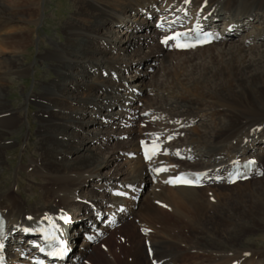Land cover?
<instances>
[{
	"label": "bare ground",
	"instance_id": "6f19581e",
	"mask_svg": "<svg viewBox=\"0 0 264 264\" xmlns=\"http://www.w3.org/2000/svg\"><path fill=\"white\" fill-rule=\"evenodd\" d=\"M73 1L78 13L62 28L64 42L47 38L49 49L40 51L39 45L45 42L36 29L44 21L49 2L0 0V170L6 150L13 145L7 138L20 131L24 118L28 123L23 107L10 109L4 95L12 80L34 71L22 62L29 45L36 44L38 61L45 62L55 75L53 81L40 85V94L26 93L23 99L24 104L34 100L39 107L38 140L29 164L17 166L14 177L21 181L19 173L23 172L29 180L37 179L40 193L34 204L27 205L32 190L25 202L17 182L19 197L0 191V212L7 220L6 243L19 248L23 228L41 223L65 236L67 229L94 220V209L103 214L113 206L127 211L119 218L122 227L130 221L138 224L127 226L131 231L125 232L124 243L128 245L122 249L133 256L136 253L141 262L150 264L144 245L148 240L152 260L170 264L178 245L169 247L157 236V227L169 225L186 254L197 258L191 264H264L263 252L258 253L264 247L239 245L236 241L243 229L235 218L208 203L213 199L230 203L224 195L228 192L236 205L246 209L248 192L257 194L264 206V0ZM171 14V20L178 23L189 19L190 24L219 29L222 42L187 52L161 49L152 23L158 19L169 23ZM145 112L149 115L144 116ZM158 129L183 134L173 145L192 156V161L177 162L184 170L210 176L221 172L224 165L253 158L263 175L233 186L215 184L201 189L169 188L157 182L142 208V193L137 202L115 198L112 192L118 184H149L147 165L127 155L137 150L144 132ZM164 160L156 157L149 165ZM210 211L220 215L215 222L205 215ZM190 214L198 217L201 228L196 230L188 219ZM134 227L145 236L135 237ZM73 237L68 239L72 247L77 240ZM187 237L197 241L185 243ZM261 238L264 241V233ZM105 242L107 238L100 245ZM80 247L66 264L86 261L93 247L83 242ZM77 256L82 262H75Z\"/></svg>",
	"mask_w": 264,
	"mask_h": 264
},
{
	"label": "rangeland",
	"instance_id": "374dc122",
	"mask_svg": "<svg viewBox=\"0 0 264 264\" xmlns=\"http://www.w3.org/2000/svg\"><path fill=\"white\" fill-rule=\"evenodd\" d=\"M47 2H49V3H46V11H45L44 21L36 29L39 37L44 38L43 41L45 42L44 45H39L41 48L40 51H44L45 49H49L47 38H50V39L56 41L57 43H63L64 42V36L62 35V28H63V26H65L66 23H68L69 20L72 19L71 16H73L75 13H78L77 8L75 7L73 0H47ZM31 39L35 40L36 35L35 34L31 35ZM34 44L35 43H32L31 45L28 46V48L25 51L26 53L23 55V58H22V62L26 65H31L32 69L34 71L31 72V74L28 75L27 77L21 78L20 80H12L11 83L6 88V92L4 95L6 105L10 109L11 108L12 109H18L19 107H23L22 113L27 118L28 123H26L27 121L24 118L22 128L20 129V131L17 134L7 138L8 140L13 142V145L11 148L6 150V152L4 154V156L6 158L5 159L6 162L4 164L3 169L0 170V191L7 192V193H9L10 196L14 195V196L19 197V195L16 194L17 193L16 188H17V183H18V184H20L19 188H18V191L20 193V198L26 202L25 199H27V195H29L28 192H29V190H32V193L30 194V197L32 198V200L26 202L27 205H32V204H34V201H37L39 199L38 196H39L40 192L37 189L39 187L40 181L38 183L37 179L36 180H34V179L29 180L27 178L28 175H26V173H23V172L19 173L20 177L22 176L21 181H18V180L15 181L14 176H15V170H16L17 166L19 167L20 164H24L27 167V165L29 164V160L32 159V157L34 156V152L37 148L36 147L37 146V140H38L37 131L39 128L37 118H38V114H39V107L37 106V103H35L34 100L31 101V103L26 105L23 103V99H24L26 93L29 94V93L33 92L34 95L40 94V91H39L40 85L43 83H49L55 79V75L52 72L48 71L46 63L38 61V59H37L38 50H37L36 44L35 45ZM140 71L144 72V68H142ZM126 73L128 75H130L132 72L127 71ZM114 157L120 158L118 155H114ZM235 186L232 187L231 189H234ZM151 188L152 187H150V189ZM148 189L149 188L147 187L144 190V193H143L144 195L141 196L142 199L140 200V205H139L140 207L139 208H142V207H144V205L148 204V202H146V197L148 195V192L150 191ZM158 192H159V189L155 188L154 193H158ZM246 194H248L247 195L248 201L245 204L246 209L244 208V206H242V204L236 205V202L231 198V196L228 192L224 195H226V197H228L231 200L230 203L226 204L222 200H219V199L218 200L213 199V200H211V202L209 201L208 203L211 205L212 204L215 205L216 209L217 208H224V210L226 212H228V214H226L225 216H229V218L232 217L233 219L235 218L234 220L236 222V225L240 226L238 228L241 231H242V229L244 231V232L242 231V235L239 237L238 241H236V242L240 243L239 245L244 246V245L248 244L254 248H260V247L263 248L264 247V241H262L263 239L261 238V236L264 233V211H263L264 206L262 204H260V200L258 199L259 197L257 196V194L254 195V194H250L248 192ZM151 204L153 206L157 205L152 201V199H151ZM158 205H159V203H158ZM164 212H167V211H164ZM167 213L169 214L170 212H167ZM214 213L215 212L210 211V212H207L205 215L209 216L208 218H211L212 222H215V220L219 219L217 216H220V215H215ZM82 215L84 217L86 216V214H84L83 212H82ZM188 219L196 227V230L198 228H201L200 224H198V222H197V220H198L197 216H192V214H190L188 216ZM240 222L241 223L244 222V223L241 224ZM246 224H249V226L247 225V227H246ZM129 225L130 226L134 225V226L138 227L137 226L138 224L137 223L134 224L133 221L126 222V225H124V226H126V228L119 230L120 232L118 231L119 233H117V235H115L116 233L115 234L111 233L110 236L107 238V242H105L103 244V246L96 245L98 247H93V249L91 250V253L89 254L91 259L89 256H87L86 257L87 259L85 258L86 261H84L82 264H134V263H136V264H149L148 261H146V263H144V261L141 262L142 260L137 258L138 256L136 253L133 256L131 254V252L127 251L128 249H126V250L124 248L122 249V246L126 248L128 245L127 242H126L127 245L124 242H125V240H127V238L125 237V234H126L125 232L128 230V227H130ZM168 226H166L164 228L157 227V233H158L157 236L162 237L164 239V241L166 242V245L169 247H175L174 244L178 245V247L176 246L175 249H173L174 251H173L172 257L170 259V264H191V262H189V261L194 262L195 259L197 260L196 257H194V256L190 257L189 255L186 254L185 247L180 246L181 245V244H179L180 241L178 239L172 237V233H173L174 229H171V227L167 228ZM170 226H171V224H170ZM136 227H134V229H132L133 234L135 235V237L141 238L138 231H136V229H138ZM130 231H131V229L128 230V232H130ZM184 239H185V243L195 240L194 238H190V237H187ZM177 240H178V242L176 243ZM186 240H188V241H186ZM130 241L132 243H134V238H132ZM196 241L197 240H195V242ZM169 243H171V244H169ZM170 245H172V246H170ZM104 246H106V247L103 249ZM118 246H120V248H118ZM129 247H130V245H129ZM183 249H185V250H183ZM132 250H134V249H132ZM114 252L120 258L117 257L116 255H114L113 254ZM259 252H263V254H264L263 249H261V251H258V253ZM175 254H176V256H175ZM263 254L260 253L259 256L263 255ZM113 257H115V258H113ZM104 258H106V259H104ZM198 258H200V257H198ZM92 259H94V262ZM115 259H116V261H114ZM173 260H176L177 262L176 261L173 262Z\"/></svg>",
	"mask_w": 264,
	"mask_h": 264
},
{
	"label": "snow or ice",
	"instance_id": "6c2138e0",
	"mask_svg": "<svg viewBox=\"0 0 264 264\" xmlns=\"http://www.w3.org/2000/svg\"><path fill=\"white\" fill-rule=\"evenodd\" d=\"M169 39H176V37H170ZM207 39H208V37H205V40H207ZM164 43H167V40H165ZM177 46H181V45H177ZM153 154H155V151L153 152ZM146 158L151 159V156L146 153ZM165 170L166 169H157L156 171L159 172V171H165ZM176 182L191 183V181L184 180L183 178H177L176 181H166V183H176ZM89 239H91V237H89ZM0 247H2V245H0ZM63 254H64L63 249L52 253V255H54V256H62Z\"/></svg>",
	"mask_w": 264,
	"mask_h": 264
}]
</instances>
